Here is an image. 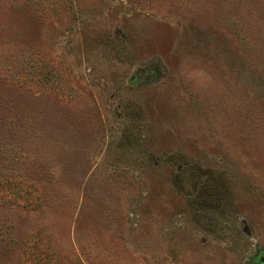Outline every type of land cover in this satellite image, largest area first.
<instances>
[{"label": "rangeland", "instance_id": "obj_1", "mask_svg": "<svg viewBox=\"0 0 264 264\" xmlns=\"http://www.w3.org/2000/svg\"><path fill=\"white\" fill-rule=\"evenodd\" d=\"M0 264H264V0H0Z\"/></svg>", "mask_w": 264, "mask_h": 264}]
</instances>
